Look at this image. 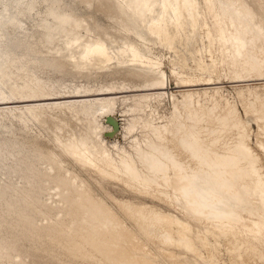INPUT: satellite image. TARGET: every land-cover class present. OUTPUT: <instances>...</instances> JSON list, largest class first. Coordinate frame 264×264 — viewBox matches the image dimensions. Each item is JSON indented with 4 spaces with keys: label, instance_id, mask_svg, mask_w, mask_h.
Listing matches in <instances>:
<instances>
[{
    "label": "bare ground",
    "instance_id": "bare-ground-1",
    "mask_svg": "<svg viewBox=\"0 0 264 264\" xmlns=\"http://www.w3.org/2000/svg\"><path fill=\"white\" fill-rule=\"evenodd\" d=\"M42 1L43 7L39 0H15L13 13L0 17V126L16 117L28 127L43 112L52 120L57 112L72 114L84 129L62 136L56 131L55 140L80 163L94 166L100 178L122 184L128 198H118L102 185L99 194L77 178L69 180L68 169L64 177L58 154L49 148L44 152L24 144L28 150L15 159L21 162H10L15 154L0 140V167L6 165L25 182H12L9 174L5 181L0 177V228L12 225L9 219L18 215L24 218L20 231L31 230L39 241L49 238L71 258L93 264H186L185 254L173 249L214 262L220 242L210 240L205 232L210 226L227 236L231 252L252 243L264 247V164L257 151L264 152L262 95L256 93L258 106L255 102L250 110L258 124L255 145L237 109L218 106L215 98L209 107L196 106L191 94L174 100L173 120L161 126L135 116L128 120L133 106L123 109L121 95L140 92L131 96L142 110L151 106L148 101L174 96L152 45L189 52L184 59L194 63L187 66L189 72L200 69L198 83H216L217 55H225L237 78L233 81L264 79V17L247 0ZM33 12L39 29L17 38L20 56L4 42L3 28H23L20 16ZM100 14L112 21L108 28L118 26L123 32L104 27ZM173 56L172 72L181 84L187 82L191 75L180 70L184 64L177 51ZM44 68L96 82L75 83L69 94L49 92L56 90L47 89L55 82L37 75ZM103 76L117 79L109 83ZM115 115L122 118L125 145L105 136L114 131ZM47 182L56 187L50 200L43 201L39 190ZM39 217L46 224L40 226ZM199 221L203 228L196 225ZM23 235L25 242L29 234ZM211 235L217 236L212 230ZM9 236L0 234V264H38L17 251ZM238 256L240 264H250L243 253Z\"/></svg>",
    "mask_w": 264,
    "mask_h": 264
},
{
    "label": "rangeland",
    "instance_id": "rangeland-1",
    "mask_svg": "<svg viewBox=\"0 0 264 264\" xmlns=\"http://www.w3.org/2000/svg\"><path fill=\"white\" fill-rule=\"evenodd\" d=\"M40 1V5L43 7L45 3H43L42 0ZM68 3L74 4L80 2V0H66ZM251 7L255 9V11L260 15L264 17V0H247ZM5 3V4H4ZM16 2L15 0H0V17L5 16L7 19L14 11V6ZM5 5V6H4ZM101 17V24L104 27H107L108 30L115 31L116 33H119V31L123 30L116 26L113 28H108L109 24H111V20L107 18L106 16L100 14ZM37 16L35 15V12L33 13H27L25 16H20L21 23L23 25V28H21L19 25L15 28H13L11 31H9L7 28L4 29V42L11 48L15 49L18 55L21 56L23 53L21 48H18L16 46L17 44V38H22L25 33H29L33 35L36 30L39 28L36 26V20ZM88 20L90 22H93L91 17H88ZM128 32H130L132 35L134 33V30L132 28H128ZM192 51V46L190 47ZM177 51V53L180 55L182 59V63L184 64V67L180 69L182 72H189V69L187 66L193 65V61L191 59H184V57L190 58L189 52H186L182 49V47L174 48L173 50L161 48L158 45H152V53L156 55L158 58H160V61H162V67L163 69L169 74L170 78V85L171 90L174 92V96L166 97L163 99H153L151 101H148L150 103V107L146 108V110L139 109V107L142 106H135L134 105V99L136 96H131L133 94H139L140 92H130V93H123L121 95L125 96V101L122 103L123 109H127L130 106H133V109L129 111L126 118L128 120L131 117H140L145 120H149L153 123H156L157 125H168L173 120V113L175 111V105L173 104V101H181L183 97L187 94H191L193 96L194 103L196 106H203V107H209L212 105L213 99H217L218 106L221 104H229L232 107H235L238 111V114L240 115L241 119L245 121L250 127V133H251V141L252 144L255 145L257 139H258V124L256 120V114L250 112L252 110L253 103L257 102L258 106V98H256V93L261 96V100L264 102V79H256V80H245V81H233L234 79H237L234 77V74L232 73L230 67L228 66V62L225 55H217L216 60V74L214 76L215 84L212 85H205L204 82L198 83L196 80L198 77L201 76L200 69H197L196 71L189 72L188 75H191L190 79H186L187 82H183L181 84L180 78L175 75L172 70H174V52ZM186 52V56H183V54ZM210 62V60H208ZM37 71V70H36ZM73 73H66L58 70H54L52 68H44L43 70H38L37 75L41 79L49 80L51 82H55L53 86L47 87V89H53L56 90H47L49 92H60V93H67L69 94L70 91H72L73 85L75 83L85 84V85H94L96 81L93 79H87V78H80L81 75L75 74V76H72ZM105 82H115L117 78H114L112 76H103ZM78 79V80H77ZM119 81H122L123 78L118 79ZM118 81V82H119ZM188 85V84H194L191 86H182V85ZM197 84V85H195ZM146 92H160L158 91H146ZM66 94V95H67ZM64 95V94H61ZM190 95V96H191ZM199 96V97H198ZM71 100H74L75 98H70ZM209 99V100H208ZM258 100V101H257ZM53 100H51L52 102ZM31 103V102H30ZM36 104L41 103H48L47 101H37L33 102ZM146 103V102H143ZM198 103V104H197ZM179 106V105H178ZM180 107V106H179ZM55 119H50V113L49 112H43L41 114V117L39 120H33L30 121L28 124L29 126H25V124L20 121L18 118L14 117L11 120H7L4 123V126H0V140L8 142L6 146V150L10 149L12 153L15 154V156L11 157L8 161L13 163H20L21 161L15 160L17 157H20L23 155L28 149H23L22 146L24 144L31 148V147H41L44 152H47V148L50 150H53L56 152L59 156L57 158L56 162L58 166L61 169V174L65 177L68 173H66L67 169L71 172L72 176H70L69 180H71V177L74 179H78V181L85 183L90 188H94L95 192L101 194L100 192V185L104 186V188L112 193L114 196L118 198H128L127 191L125 190V187L122 186V184L118 183L116 180L109 181L107 179L100 178L99 172L97 173V169L92 166L90 163L83 164L80 163L75 156L69 153V151L64 149V145L60 144L58 141L55 140L56 131L60 133V136L63 135L65 132H69L72 129H75L76 133H81V131L84 129L85 126L77 120L75 116L72 114H65L63 111L57 112ZM114 118V131L113 132H106L105 136L107 139L114 140L117 139V142L119 144H127L128 141L124 139V137L121 134V123L122 118L118 115L113 116ZM141 119V121H142ZM127 120V121H128ZM111 122V121H110ZM119 125V126H118ZM56 127H60L56 128ZM62 129V130H61ZM116 129V130H115ZM62 131V132H61ZM117 134V135H116ZM114 135V136H113ZM118 137V138H117ZM255 148H257L255 146ZM10 151V152H11ZM258 153H260V159L262 164H264V152L259 150L257 148ZM3 166V164H1ZM4 168L0 167V177H2V181H5V176L7 174L11 175L12 182L22 181V185L25 184L23 179L21 180L18 177V173L11 171H7L8 167L5 165ZM43 169H48L47 164L43 165ZM100 181V182H99ZM28 184V183H27ZM53 187H56L54 183H46L45 187L39 190L41 194V200L48 201L50 200L51 192H53ZM129 190V189H127ZM125 193V194H124ZM152 205L154 203L150 202ZM165 210H169L167 205H161ZM180 217H184L183 214L177 213ZM18 215H15V217L9 221H12L9 227L3 226L0 228V234L3 237L6 235L7 237L10 235L11 239L13 238V241L16 245H14V248L17 249L20 253L27 254L29 257L27 260H33L31 262H36L38 264H63L64 261L72 262L71 260H75L74 264H93L91 261L88 260H82V259H75L68 256V253L66 250L62 248L61 244L55 243L49 238L42 237V241H39V237L35 236L31 233V230L29 229H23V231H20L22 229V226L19 227L18 223H21L24 219L23 217H20ZM37 223L42 226L46 224V220L43 219V217H39L37 219ZM196 225L199 224L200 228H203L202 225H204L202 222H195ZM205 229V227H204ZM203 229V230H204ZM210 231H206L207 234L210 236V240L212 242H215L217 239L220 244L218 245V250H216V258L214 259V262L212 259H210L208 256L206 258H201L198 255L192 253V252H185L183 250L179 249H173L175 251H178L179 253H184L186 257H184L182 260L186 264H240V258L238 256V253H243V256L250 261V264H264V247H262L260 244L252 243L250 245H244V247L237 253L231 252L228 249L226 240L227 236L224 234H220L218 230H214L212 226L209 227ZM211 230L217 235L216 237L211 235ZM24 232V233H23ZM28 233L29 236L27 237V240L24 242L22 239L23 234ZM9 236V237H10ZM10 239V240H11ZM9 240V242H10ZM25 244H24V243ZM28 242V243H27ZM152 245V244H151ZM37 247L41 248L42 251L36 250ZM12 256H14L15 251L11 252ZM262 256V257H261ZM2 264H9L8 262H3Z\"/></svg>",
    "mask_w": 264,
    "mask_h": 264
}]
</instances>
